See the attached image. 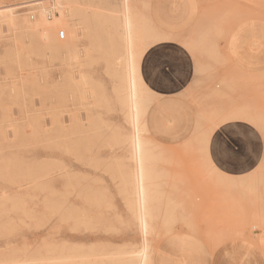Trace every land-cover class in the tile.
Listing matches in <instances>:
<instances>
[{
	"label": "rangeland",
	"instance_id": "obj_1",
	"mask_svg": "<svg viewBox=\"0 0 264 264\" xmlns=\"http://www.w3.org/2000/svg\"><path fill=\"white\" fill-rule=\"evenodd\" d=\"M26 1L30 0L23 2ZM134 1L139 6L144 2L147 9L148 0ZM23 2L11 6L24 14V7L16 6ZM209 2L214 9L223 11L205 15L207 25L219 29L210 37L221 41L222 33L236 21L237 30L244 25L264 28V0ZM3 6L10 5L0 2V7ZM144 17L149 34H156L145 14ZM76 29L75 37L59 41L67 42L72 52L91 48L92 39L82 35L79 27ZM209 30L199 36L207 37ZM0 36V264H129L130 261L137 264L145 241L149 243V251L152 249L150 254H154L159 243L169 236L163 221L166 206L175 210L179 233L202 237L208 233L209 227L224 228L234 224L185 221L193 217L192 213H197L193 205L188 204L198 191L194 188L211 180L208 168L215 171L207 158V149L204 150L207 146L204 138L205 135L209 137L212 126L203 128L199 120L195 128L198 132L201 127L198 135L179 147H164L152 141L147 133H142L156 158L157 193L162 199L160 213L152 221V234L149 233L145 240L137 220L134 187H125L116 172L120 164L128 165L131 174L135 171L131 117L119 106L115 81L107 73L102 56L95 52L81 69L78 68L92 82L95 100L88 92L86 99L80 101L79 93L71 100L68 89L63 93L55 90L59 77L76 69L62 61H46L40 56L32 57V67L28 71L18 73V76L27 77L30 90L26 95L20 94L19 102H14L4 86L9 80L4 76L1 59L7 51L27 49L30 40L23 36L9 37L5 32ZM106 40L104 37L103 41ZM35 41L44 44L46 40ZM212 52L209 57L204 52L199 55L208 59L216 57L217 67L212 68L226 72L228 67L219 50L216 49L214 56H211ZM5 92L8 95H2ZM5 96L8 100L4 99ZM7 101L12 103L11 106ZM56 115L66 134L63 144L48 141L49 120ZM87 118L95 124L94 130H91ZM237 120L251 121L249 124L264 145V136L259 133L264 124V75L253 77L237 73ZM120 138L126 139L124 145ZM260 161L257 171L264 170V158ZM50 167L56 170L48 175ZM231 178L237 182L239 177ZM49 185L54 192V207L51 209L47 197ZM247 188L240 187L237 182L235 224L237 230L241 229L237 231V238L244 239L245 230L251 231L254 236L247 238L264 258V233H259L254 218L256 197L254 190ZM128 200L134 203L132 208Z\"/></svg>",
	"mask_w": 264,
	"mask_h": 264
},
{
	"label": "crops",
	"instance_id": "obj_2",
	"mask_svg": "<svg viewBox=\"0 0 264 264\" xmlns=\"http://www.w3.org/2000/svg\"><path fill=\"white\" fill-rule=\"evenodd\" d=\"M23 1L0 0L4 5ZM136 6L161 35L139 61L140 75L153 94L146 113L149 138L174 148L192 141L202 126H212L207 158L215 171L207 167L211 180L195 187L198 191L188 203L197 213L184 219L234 223L224 228L209 227L202 237L179 232L175 237L167 236L155 250L154 261L157 264H264L261 251L249 239L254 236L251 231L245 230L246 238H237V231L241 230L235 224L237 183L221 181L215 174L241 178L255 171L264 158L263 141L257 131L249 123L237 120V73L264 75V28L244 25L237 30L236 21L222 33L220 41L209 36L219 29L209 27L205 15L223 11L210 6L209 0H148L146 12ZM207 29H210L207 37H200ZM209 45L219 48L210 49ZM216 49L228 67L226 72L212 68L217 67L216 57L208 59L211 50L214 56ZM202 52L208 57L199 55ZM199 120L201 127L196 132ZM221 148L226 151L221 152Z\"/></svg>",
	"mask_w": 264,
	"mask_h": 264
},
{
	"label": "bare ground",
	"instance_id": "obj_3",
	"mask_svg": "<svg viewBox=\"0 0 264 264\" xmlns=\"http://www.w3.org/2000/svg\"><path fill=\"white\" fill-rule=\"evenodd\" d=\"M140 1L137 0V2ZM14 5L0 7V13L7 16V21L0 19V34L5 32L9 37L23 36L30 40V46L27 49L20 52L7 51L3 58L4 61L1 59V64L4 66V76L9 80V83H5L4 86H7L9 96H13L14 102H19L20 94L29 93L27 77L22 74L18 76V73L28 71L32 67L34 57L41 56L46 61L59 60L74 67L76 71H69L59 77V85L55 90L63 93L64 90L68 89L70 91L68 98L71 100H74L75 94L79 93L77 96L80 101L86 99L87 92L94 100L96 96L94 88L91 87L92 82L90 83L89 79L78 68L81 69L84 62L89 61L95 52L99 53L106 62V71L115 81L114 90L119 106L128 111L134 132L131 143L134 151V176L131 174L128 165H118L116 172L120 175L125 187H134L137 220L146 240V236H150L149 233L153 231L152 221L160 213L162 199L157 193L158 179L154 169L156 158L150 144L142 137V133H148L146 113L153 100V94L146 87L140 75L139 61L145 50L158 41L161 35L159 33L149 34L147 20L140 9L137 10L134 0H30L24 4L16 5L24 7V14L19 12V8H12ZM140 7L145 12L146 5L144 2L140 4ZM77 27L81 30L82 35L92 39V46L89 49L72 52L68 48L67 42L59 40L75 37ZM60 33L63 37L60 36ZM104 37L107 38L106 42L103 41ZM37 39L46 41L44 44H40L35 41ZM79 54L84 55V57ZM2 95L8 94L5 92ZM11 104L9 103V106ZM57 115L49 120L51 128L48 131V141L51 144H61L66 138L65 130ZM89 120L87 118V121ZM76 125L81 127L79 124ZM89 126H91V130H94L95 124L92 121H89ZM121 141L124 145L126 139L122 138ZM206 149L207 146H204V150ZM48 170V175H51L56 169L50 167ZM216 175L221 181L239 182L240 187H250L254 190L256 197L254 203L255 225L260 234L264 233L263 168L259 171L256 170L250 176L237 178V182L235 179L220 173L216 172ZM247 178L249 179L247 180L248 183L244 181ZM251 189L249 191H252ZM47 195L49 198L48 205L51 209L54 207V192H52L51 185H49ZM128 204L131 208L134 206L130 200H128ZM176 220L175 210L166 206L163 210V221L167 235L176 236L178 231ZM146 243L145 241L141 252H139L137 264H157L151 257L152 249L149 251L150 247H147L149 243ZM130 262L129 264H133L132 261Z\"/></svg>",
	"mask_w": 264,
	"mask_h": 264
},
{
	"label": "snow or ice",
	"instance_id": "obj_4",
	"mask_svg": "<svg viewBox=\"0 0 264 264\" xmlns=\"http://www.w3.org/2000/svg\"><path fill=\"white\" fill-rule=\"evenodd\" d=\"M0 19H3L4 21H7V16L4 13H0ZM248 123H252L251 121H248ZM259 133L261 136H264V124H262L259 128ZM205 142H207V135H205ZM221 152H225L226 149L225 148H221L220 149ZM237 264H239V262H237Z\"/></svg>",
	"mask_w": 264,
	"mask_h": 264
},
{
	"label": "built area",
	"instance_id": "obj_5",
	"mask_svg": "<svg viewBox=\"0 0 264 264\" xmlns=\"http://www.w3.org/2000/svg\"><path fill=\"white\" fill-rule=\"evenodd\" d=\"M60 36H62V33H61V35Z\"/></svg>",
	"mask_w": 264,
	"mask_h": 264
}]
</instances>
